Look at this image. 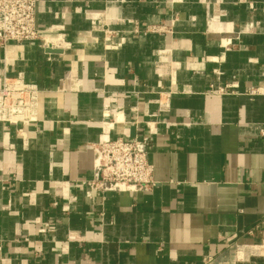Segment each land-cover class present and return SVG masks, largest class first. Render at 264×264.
<instances>
[{"label": "crops", "instance_id": "crops-1", "mask_svg": "<svg viewBox=\"0 0 264 264\" xmlns=\"http://www.w3.org/2000/svg\"><path fill=\"white\" fill-rule=\"evenodd\" d=\"M37 25L52 48L0 47L41 89L0 122V264H264V0H41ZM144 135L154 187L89 195L90 144Z\"/></svg>", "mask_w": 264, "mask_h": 264}, {"label": "built area", "instance_id": "built-area-1", "mask_svg": "<svg viewBox=\"0 0 264 264\" xmlns=\"http://www.w3.org/2000/svg\"><path fill=\"white\" fill-rule=\"evenodd\" d=\"M41 0H0V47L6 51L11 42L36 41L52 48L50 39L43 37L37 25V7ZM153 25L151 30H163ZM224 92V88H219ZM259 89H251L256 93ZM38 84L25 78L23 72L9 76L0 72V122L13 124L37 120ZM264 136V124L260 129ZM150 135L127 139H103L90 144L94 155L93 177L82 182L87 193L101 191L151 190L155 185L153 164L149 160ZM73 199H76L73 196Z\"/></svg>", "mask_w": 264, "mask_h": 264}]
</instances>
